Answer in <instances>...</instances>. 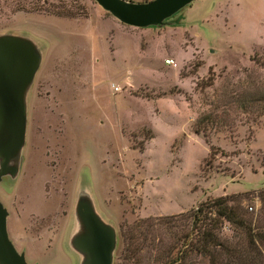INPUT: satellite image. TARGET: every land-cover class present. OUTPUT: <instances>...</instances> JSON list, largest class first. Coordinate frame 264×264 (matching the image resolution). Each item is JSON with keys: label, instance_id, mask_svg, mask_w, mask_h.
Segmentation results:
<instances>
[{"label": "rangeland", "instance_id": "rangeland-1", "mask_svg": "<svg viewBox=\"0 0 264 264\" xmlns=\"http://www.w3.org/2000/svg\"><path fill=\"white\" fill-rule=\"evenodd\" d=\"M27 2L0 0V34L42 50L20 170L0 181L7 235L25 261L78 264L68 239L80 188L115 228L113 264H158L156 248L195 239L188 213L216 197L244 226L222 221L211 258L192 253L181 264H264L255 238L264 233V115L230 111L228 125L206 138L192 132L222 91L264 86V0H195L166 25L143 29L93 0L12 11ZM61 4L71 16L56 15ZM148 218L150 233L121 253L122 235Z\"/></svg>", "mask_w": 264, "mask_h": 264}, {"label": "water", "instance_id": "water-1", "mask_svg": "<svg viewBox=\"0 0 264 264\" xmlns=\"http://www.w3.org/2000/svg\"><path fill=\"white\" fill-rule=\"evenodd\" d=\"M120 24L159 28L195 0H93ZM42 50L29 38L0 34V181L17 177L22 163L27 123V98L41 63ZM73 206V229L68 245L78 264H113L115 228L99 215L89 191L78 188ZM7 211L0 202V264H28L6 231Z\"/></svg>", "mask_w": 264, "mask_h": 264}, {"label": "trees", "instance_id": "trees-1", "mask_svg": "<svg viewBox=\"0 0 264 264\" xmlns=\"http://www.w3.org/2000/svg\"><path fill=\"white\" fill-rule=\"evenodd\" d=\"M43 3L44 0H28V7L17 4L12 11H47L42 8ZM60 8L61 10H57V16H71L69 10L64 9L62 4ZM207 81L208 82L205 83V85L210 86L211 80ZM225 91L220 93L218 102L211 103L212 105L209 112L204 113L195 121L192 126V132L195 135L201 134L203 138H206L205 133L208 134V131H215L217 128L220 129L228 125L230 122V111L234 112V114L264 115V86L259 89L256 88L251 90L249 84L242 81L241 90L231 88L230 90ZM217 111H220L219 115L216 114ZM209 154H212L211 149ZM227 202L228 199L226 197L206 199L199 203L196 208L191 210L187 217L191 219L193 225L195 224V239H192V237L189 240H185L187 238L185 235L183 236V240H185L184 244L177 249L172 247L166 249H163V247H160L159 249L156 248V259L159 262L158 264H181L182 260L187 257L188 254L192 253L210 256L211 258V249L220 246L216 230L221 227L222 221L237 228H242L244 226V221L237 209L229 205ZM166 219H161V221ZM153 225L154 224L149 218L139 220L134 225L132 231H128V236L126 235L125 237L122 235L121 241L123 248L121 253L128 250L131 238L140 237L144 240L145 236L150 233L149 227H152ZM255 238L264 243V233L255 234ZM140 248L139 245L133 246V250L136 251H139Z\"/></svg>", "mask_w": 264, "mask_h": 264}, {"label": "crops", "instance_id": "crops-1", "mask_svg": "<svg viewBox=\"0 0 264 264\" xmlns=\"http://www.w3.org/2000/svg\"><path fill=\"white\" fill-rule=\"evenodd\" d=\"M193 2H194V1H193ZM193 2H192V3H193ZM190 4H191V3H190ZM190 4H189V5H190ZM189 5H188V6H189ZM188 6H186V7H188ZM184 8H185V7H184ZM182 25H185V24H182Z\"/></svg>", "mask_w": 264, "mask_h": 264}, {"label": "built area", "instance_id": "built-area-1", "mask_svg": "<svg viewBox=\"0 0 264 264\" xmlns=\"http://www.w3.org/2000/svg\"><path fill=\"white\" fill-rule=\"evenodd\" d=\"M165 63H171V61H167V62H165Z\"/></svg>", "mask_w": 264, "mask_h": 264}]
</instances>
